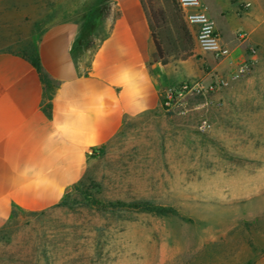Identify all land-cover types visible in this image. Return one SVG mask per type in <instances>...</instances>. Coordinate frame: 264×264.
<instances>
[{
    "label": "crops",
    "instance_id": "obj_1",
    "mask_svg": "<svg viewBox=\"0 0 264 264\" xmlns=\"http://www.w3.org/2000/svg\"><path fill=\"white\" fill-rule=\"evenodd\" d=\"M201 1L236 64L257 48L249 76L230 78L232 67L198 47L192 58L163 66L141 0H113L93 48L77 60L72 48L85 14L80 3L0 0V14L21 11L25 19L30 4L39 14L36 19L51 21L37 40L50 87L20 49L0 47V232L17 211L55 208L84 180L90 161L135 124L159 122L168 133H187L203 119L241 132L242 141H264L258 135L264 134V76L259 74L264 69V0ZM241 33L247 37L241 39ZM218 78L229 85L205 95L187 94L185 108L163 110L165 90L188 80L208 87ZM191 96L200 100L193 109ZM206 100L212 104L206 107ZM238 138L232 134L228 146H237ZM180 146L187 147L185 139Z\"/></svg>",
    "mask_w": 264,
    "mask_h": 264
},
{
    "label": "rangeland",
    "instance_id": "obj_2",
    "mask_svg": "<svg viewBox=\"0 0 264 264\" xmlns=\"http://www.w3.org/2000/svg\"><path fill=\"white\" fill-rule=\"evenodd\" d=\"M75 1L85 13L94 0ZM26 7L25 19L0 14V47L33 45L51 22ZM191 97L189 109L200 101ZM201 121L187 133L130 127L55 208L14 213L0 232V264H264V141L209 121L201 132Z\"/></svg>",
    "mask_w": 264,
    "mask_h": 264
},
{
    "label": "trees",
    "instance_id": "obj_3",
    "mask_svg": "<svg viewBox=\"0 0 264 264\" xmlns=\"http://www.w3.org/2000/svg\"><path fill=\"white\" fill-rule=\"evenodd\" d=\"M111 0H94L87 7L80 23V31L72 48L77 60L84 52L91 50L95 39L103 29V23L110 13ZM147 15L151 37L156 48L157 60L167 65L171 60L186 61L195 55L196 39L184 13L176 0H141ZM37 70L43 82L50 87V81L43 72L37 50V42L20 50ZM103 153V152H102ZM101 153V154H102ZM82 181L79 183L81 184ZM165 213V210H158Z\"/></svg>",
    "mask_w": 264,
    "mask_h": 264
},
{
    "label": "built area",
    "instance_id": "obj_4",
    "mask_svg": "<svg viewBox=\"0 0 264 264\" xmlns=\"http://www.w3.org/2000/svg\"><path fill=\"white\" fill-rule=\"evenodd\" d=\"M178 6L184 13L188 25L197 28V45L207 53H210L219 62H226L232 67L230 78H243L250 74L254 56L257 53L256 47L250 48L251 58L236 64L233 60V51L222 43L221 37L216 29L215 21L209 15L206 5L201 0H176ZM241 39H245L247 34L241 33ZM229 85L226 78H218L206 87L202 82L185 81L178 88L167 89L161 93L162 108L166 112H172L176 109L185 108V96L187 94H202L217 92ZM212 103L206 100L204 105L210 106ZM199 130L206 132L211 130V124L207 120H202L199 124Z\"/></svg>",
    "mask_w": 264,
    "mask_h": 264
}]
</instances>
